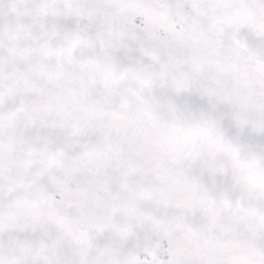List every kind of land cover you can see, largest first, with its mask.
Here are the masks:
<instances>
[{"label": "snow or ice", "instance_id": "snow-or-ice-1", "mask_svg": "<svg viewBox=\"0 0 264 264\" xmlns=\"http://www.w3.org/2000/svg\"><path fill=\"white\" fill-rule=\"evenodd\" d=\"M0 264H264V0H0Z\"/></svg>", "mask_w": 264, "mask_h": 264}]
</instances>
